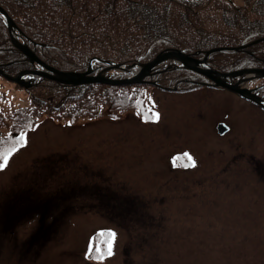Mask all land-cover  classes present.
Listing matches in <instances>:
<instances>
[{
	"label": "rangeland",
	"instance_id": "1",
	"mask_svg": "<svg viewBox=\"0 0 264 264\" xmlns=\"http://www.w3.org/2000/svg\"><path fill=\"white\" fill-rule=\"evenodd\" d=\"M173 78L162 82L171 87ZM146 88L151 110L141 114L72 125L44 118L26 133L27 145L0 171V264H264V112L226 91ZM27 92L0 77L3 134L11 109L30 102ZM152 111L158 123L145 121ZM185 152L195 168L177 159ZM65 153L74 159L55 169ZM41 189L67 196L58 215L45 218V236L40 215L23 221L25 213L7 212ZM66 199L83 207L68 213ZM131 200L137 204L124 205ZM105 229L117 233L114 254L96 259L89 248Z\"/></svg>",
	"mask_w": 264,
	"mask_h": 264
},
{
	"label": "trees",
	"instance_id": "2",
	"mask_svg": "<svg viewBox=\"0 0 264 264\" xmlns=\"http://www.w3.org/2000/svg\"><path fill=\"white\" fill-rule=\"evenodd\" d=\"M0 4L37 55L61 70L83 71L94 57L139 64L169 49L201 58L207 50L216 47L223 49L211 53L208 58L214 68L235 64L264 67V39L252 43L264 38V0H245L244 5H237L234 0H0ZM242 45L248 46L237 51L226 49ZM0 66L9 74L31 67L28 59L12 44L2 20ZM94 66L99 70L106 64L95 62ZM169 75L174 77L173 84H177L179 90L195 89L191 82L183 80L197 79L189 70L169 69L151 78L164 86L162 77L168 79ZM111 76L125 77L127 74L115 71ZM39 86L41 90L36 93ZM148 86L151 84L73 86L41 80L29 90V104L8 115L12 120L11 135L1 136L0 148L11 147L12 143L7 141L14 134L32 129L44 116L73 122L81 118L96 120L105 114L114 117L132 109L141 114L148 108ZM103 107H108L109 113ZM5 120L0 112L1 124ZM41 190L43 192L26 191L22 199L13 200L7 212L9 216L12 211L19 216L25 213L24 218L21 216L23 221L31 214V219L40 215L38 231L44 235L45 218L57 216L67 196L56 197L49 190ZM66 203L68 213L83 207H75L76 204L68 199ZM135 204L137 201L131 200L124 205ZM68 217L69 214L64 220ZM97 246L103 248L104 244L96 240L93 249Z\"/></svg>",
	"mask_w": 264,
	"mask_h": 264
},
{
	"label": "water",
	"instance_id": "3",
	"mask_svg": "<svg viewBox=\"0 0 264 264\" xmlns=\"http://www.w3.org/2000/svg\"><path fill=\"white\" fill-rule=\"evenodd\" d=\"M0 12L4 15L7 20L8 27L10 30L13 29L15 25L12 18L6 12V10L0 5ZM13 42L16 46L22 51L24 55L30 60L32 64L38 63L43 69L42 70H34V69H26L17 73L16 76H9L0 69V74L5 76L8 80L16 82L25 87L31 86V83L25 82L23 76L25 74H33L36 76H40L43 78L52 79L56 82L66 84V85H84L91 83H101V84H110V85H130L137 84L140 82H144L145 77L150 75L151 73L158 71L163 68H173V69H190L198 74L207 77L211 81H213L216 85L227 88L231 91L236 92L240 96L253 100L260 105L264 106L263 100L257 94L253 92V90L248 89L246 87H241L238 83L227 82L225 78L229 76H237L243 73H254L257 77H264V69L262 68H254V67H242V68H232L229 70H225L222 72H217L207 67V59L208 56L214 52L219 51L222 48H213L206 52V55L203 59H198L192 57L188 54L181 52L180 50H166L160 52L153 60L146 62L144 64L137 65L135 67L124 66L121 63L105 61L99 58L91 59L89 63V67L86 71L77 72V71H61L52 66L47 65L42 60H40L37 55L31 50V48L18 39L12 37ZM261 40H257L259 42ZM238 50L239 48H234ZM98 60L102 62H106L109 66L105 68L102 72L98 74H94L93 69V61ZM131 68H137L138 71L135 72L130 77L123 79H112L106 75V72L118 69L123 71H130ZM251 78H245V80H250ZM176 89V87H175ZM228 130V127L225 124L218 125L219 133H225Z\"/></svg>",
	"mask_w": 264,
	"mask_h": 264
},
{
	"label": "snow or ice",
	"instance_id": "4",
	"mask_svg": "<svg viewBox=\"0 0 264 264\" xmlns=\"http://www.w3.org/2000/svg\"><path fill=\"white\" fill-rule=\"evenodd\" d=\"M152 119L155 122H159L160 114L153 113ZM11 135V134H10ZM27 145V134L25 132H20L19 135L13 139L11 147L7 148H0V171H3L9 165L10 159L13 157L15 153H17L20 148L25 147ZM179 159H186L187 163L183 165V167L188 168H195L197 163L193 156L190 153L185 152L182 157H178ZM97 237L101 238L100 243L106 245V249H101L97 246L94 251L97 255V259H103L106 256H112L113 253V246L114 242L117 237V233L113 230H102L97 233ZM96 238H93V242H95ZM93 253V248H89V254Z\"/></svg>",
	"mask_w": 264,
	"mask_h": 264
},
{
	"label": "flooded vegetation",
	"instance_id": "5",
	"mask_svg": "<svg viewBox=\"0 0 264 264\" xmlns=\"http://www.w3.org/2000/svg\"><path fill=\"white\" fill-rule=\"evenodd\" d=\"M0 20H2L3 22H4V20H3V17L0 15ZM5 23V22H4ZM22 31V30H21ZM8 33H9V31H8ZM19 34H20V32H19ZM9 37H10V34H9ZM10 40H11V38H10ZM238 65H242V64H235V65H233V66H238ZM232 66V67H233ZM229 67H231V66H229ZM228 66L227 67H223V68H221V70H223V69H226V68H229ZM263 67V66H262ZM200 76H196L195 78H199ZM201 79V78H200ZM200 79H187V78H184L183 80L185 81V82H191V84H200V85H202L203 87L202 88H209V89H214V90H220V91H226L227 93H230V94H232V95H235L238 99H240L241 100V102L242 101H244V102H248V103H250L251 105H253V106H257L260 110H262L263 112H264V108L262 107H260V105H258L257 103H255L254 101H250V100H247V99H245V98H243V97H241L240 95H238V94H236L235 92H232V91H230V90H227V89H225V88H223V87H219V86H206V85H203L204 84V80H200ZM230 82H236V81H238L239 80V76H237V77H231V78H229L228 79ZM207 83H212L211 81H206ZM247 86L248 88H251V89H254V92L256 93V94H258L259 96H261L263 99H264V78L263 79H261V78H254L253 80H251V81H249V82H247L246 84H244L243 86ZM219 124V123H218ZM217 124V125H218ZM217 127V126H216ZM229 132V131H228ZM227 132V133H228ZM227 133H225L224 135H226Z\"/></svg>",
	"mask_w": 264,
	"mask_h": 264
},
{
	"label": "bare ground",
	"instance_id": "6",
	"mask_svg": "<svg viewBox=\"0 0 264 264\" xmlns=\"http://www.w3.org/2000/svg\"><path fill=\"white\" fill-rule=\"evenodd\" d=\"M154 74L153 73H151V76H153Z\"/></svg>",
	"mask_w": 264,
	"mask_h": 264
}]
</instances>
